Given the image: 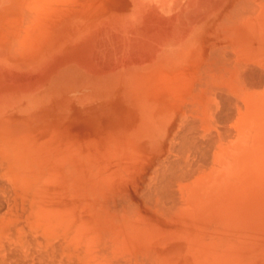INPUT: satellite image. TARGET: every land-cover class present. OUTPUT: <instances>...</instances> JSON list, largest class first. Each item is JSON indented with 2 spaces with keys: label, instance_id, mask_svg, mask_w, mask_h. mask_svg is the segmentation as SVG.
<instances>
[{
  "label": "bare ground",
  "instance_id": "1",
  "mask_svg": "<svg viewBox=\"0 0 264 264\" xmlns=\"http://www.w3.org/2000/svg\"><path fill=\"white\" fill-rule=\"evenodd\" d=\"M60 33L126 49L91 112H0V264H264V0H0V66Z\"/></svg>",
  "mask_w": 264,
  "mask_h": 264
},
{
  "label": "rangeland",
  "instance_id": "2",
  "mask_svg": "<svg viewBox=\"0 0 264 264\" xmlns=\"http://www.w3.org/2000/svg\"><path fill=\"white\" fill-rule=\"evenodd\" d=\"M66 3H68V1ZM69 5L65 7L66 10H69L70 12L80 11L78 5H74L73 2ZM169 14H172V12ZM144 18L145 17H143V19ZM146 19H148V21H142V30L145 31L150 18ZM28 23L30 22L28 21ZM194 26L195 25L191 24L179 27H169L168 29L172 32L178 31L177 35L180 38L183 37L186 32L189 33L192 31ZM74 38L73 35L66 38L64 33H60L58 37H56V40L60 42V45L56 47V52L51 54L44 63L39 64L34 61L29 63V65H24V67L23 64L16 65L9 63L6 60L4 63L2 62L0 66V78L3 79H0V112L4 111L6 108L14 109L19 106L20 103L28 102L32 104L30 106L31 115L28 116L27 111L26 116L17 119L16 122L19 123L11 127V129L16 132V135L20 132H25V128H29L30 126L37 124L43 125V122L59 124L60 118L52 116L45 118L43 114L47 112L55 115L59 112H65L66 114L71 115V110L66 105L73 104V101H76L75 104L83 102L81 109L88 108L91 112L92 107L95 106L98 101L96 98L92 101L82 97L84 92L82 88H84L85 83L88 82L85 70L87 68H92L94 71L102 74L109 72L112 69H119V63L114 55H118L121 50L126 49V46H123L120 42L119 45L117 44L118 39L115 37L114 33H109L106 36L103 35V37H101L102 39L97 41L93 38L91 39V37L87 38V41L84 42L82 39H77V43L69 41ZM126 42L130 43L129 40ZM83 46H87L86 48L88 50H85V48L83 49ZM96 49H100V52L97 53ZM0 59H2V55H0ZM47 65H51L50 68ZM65 75L67 77H65ZM22 87H24V89ZM14 89L17 90L15 91ZM23 90L26 91V94L20 95L19 93ZM3 94H5V97H9L5 98ZM46 101L53 103V105L49 107ZM84 102L89 103L88 107ZM91 115L93 117L94 112H92ZM92 117L90 116V119H92ZM2 126L5 127L7 125L2 123ZM0 173L2 172L0 171Z\"/></svg>",
  "mask_w": 264,
  "mask_h": 264
}]
</instances>
